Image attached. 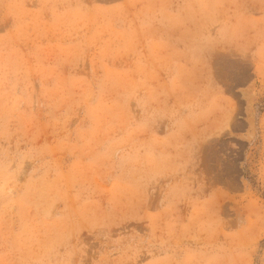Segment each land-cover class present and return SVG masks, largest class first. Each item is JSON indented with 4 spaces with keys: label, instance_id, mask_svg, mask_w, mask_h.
I'll return each instance as SVG.
<instances>
[{
    "label": "rangeland",
    "instance_id": "obj_1",
    "mask_svg": "<svg viewBox=\"0 0 264 264\" xmlns=\"http://www.w3.org/2000/svg\"><path fill=\"white\" fill-rule=\"evenodd\" d=\"M0 264H264V0H0Z\"/></svg>",
    "mask_w": 264,
    "mask_h": 264
}]
</instances>
